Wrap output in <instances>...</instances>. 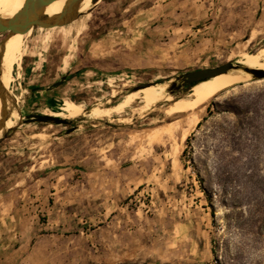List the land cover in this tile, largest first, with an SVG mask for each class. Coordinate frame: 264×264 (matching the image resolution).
Masks as SVG:
<instances>
[{"label":"rangeland","instance_id":"374dc122","mask_svg":"<svg viewBox=\"0 0 264 264\" xmlns=\"http://www.w3.org/2000/svg\"><path fill=\"white\" fill-rule=\"evenodd\" d=\"M25 41L8 89L21 120L0 133V264H264V79L214 97L199 127L165 112L188 101L186 73L247 68L264 48V0H100ZM158 85L148 109L22 122Z\"/></svg>","mask_w":264,"mask_h":264},{"label":"bare ground","instance_id":"6f19581e","mask_svg":"<svg viewBox=\"0 0 264 264\" xmlns=\"http://www.w3.org/2000/svg\"><path fill=\"white\" fill-rule=\"evenodd\" d=\"M25 2L26 0H0V16L6 19L16 16L22 10ZM62 3H64V1H56L52 3L46 9L45 15L53 16L59 14L60 13L59 5ZM91 7H92V0H85L80 7V13L82 14L87 13L91 9ZM32 30L13 36L9 44V47L4 55V63L1 71L2 73L1 81L6 90L9 89L10 83L15 78L14 67L19 65V62L23 58L24 51L27 45L25 39L30 35ZM249 59H251L252 62L249 63L248 65H242V66L247 67L249 69L264 70V48L256 55H250ZM240 64H243V62H240ZM258 66L262 67L263 69L258 68ZM247 76L249 75L242 70H232L227 74H223L215 78H212L206 82H202L198 84L199 86L196 85L197 87L194 86L195 88H192L190 90V93L185 97L188 99L187 102H181L180 101L181 99L177 101H172V103L170 104L171 107L168 108L167 111L165 110L164 111L168 113L169 115L168 118L178 114L191 113L192 121H190L188 125L191 126L193 124L196 126L198 124L199 113L207 106L209 101H211L214 97L226 91L227 89L242 84L247 79ZM154 87L156 88H149V89L145 88L146 90L145 91L143 90V92H136L133 95L131 94L127 96L125 98L124 103L117 104L115 108L113 105L110 108H104V109L93 108L88 112L86 110L85 105L78 108L76 105L68 101H65L58 108V110L61 111L60 113H58V115L56 113H51V112H47L43 115H47L55 118H62V119H74L83 116L85 113H87L89 117L95 119H101L106 117L110 118L115 113L130 109L132 105L137 101H141L142 104L141 109H148L165 98V95L160 93V91L164 89V85H158ZM112 93H114L115 96L116 91H112ZM165 100L171 101L172 99L168 97ZM14 101L16 102L15 104L16 108H11V105L8 103V108L6 110L8 113V120L4 125L3 131L13 128V126L16 125L19 120H21L20 112H19L20 110L18 105L19 101L16 97H14ZM0 110H1V103H0ZM134 111L136 113L139 112V110L137 109ZM124 120L126 121V119ZM184 135H185L184 132L182 131L178 132L179 138L184 137Z\"/></svg>","mask_w":264,"mask_h":264},{"label":"water","instance_id":"95a60500","mask_svg":"<svg viewBox=\"0 0 264 264\" xmlns=\"http://www.w3.org/2000/svg\"><path fill=\"white\" fill-rule=\"evenodd\" d=\"M56 1H64V5L59 14L53 16L45 15L46 9ZM85 0H26L22 10L14 17L3 18L0 16V34L6 33V37L0 43V133L3 131L4 125L8 120V103L11 108H16L14 97L10 95L8 90L2 84L1 77V67L2 60L4 57L5 46L9 38L25 33L34 28L43 29H53L66 27L77 21L84 14L80 13V7ZM100 0H92V6L97 4ZM238 66L226 63L220 67L203 69L188 72L184 75V82L187 87L191 90L194 86L206 82L217 76L227 74L232 70H238ZM243 70L254 76L256 79H264V71L258 69L243 68ZM63 81L58 82L53 85V87H58L62 85ZM175 84H172L173 88ZM147 87H136L133 89L132 93L143 90ZM172 93V89L169 90ZM23 124H53V125H67L69 123L68 119H59L47 115H29L25 119H22ZM13 129V128H12Z\"/></svg>","mask_w":264,"mask_h":264},{"label":"crops","instance_id":"0c3cea01","mask_svg":"<svg viewBox=\"0 0 264 264\" xmlns=\"http://www.w3.org/2000/svg\"><path fill=\"white\" fill-rule=\"evenodd\" d=\"M53 85H52L51 88L47 89L49 93L53 92L54 88H57V87H53ZM1 226L2 225H0V232H1ZM8 239L11 240V237L10 236L8 237L7 235H3L2 236L1 233H0V242L2 243V245L0 247V257H5V255H6V251H7V248H8V245H7Z\"/></svg>","mask_w":264,"mask_h":264},{"label":"trees","instance_id":"16d2710c","mask_svg":"<svg viewBox=\"0 0 264 264\" xmlns=\"http://www.w3.org/2000/svg\"><path fill=\"white\" fill-rule=\"evenodd\" d=\"M208 111H209V109H208ZM200 125H201V123H199L197 125V127H199ZM185 153H186V149L183 151V154H185ZM200 185H202L201 181H200ZM204 193H207V192L204 190ZM208 198H210L209 195H207V200H209ZM212 217H213V215H212Z\"/></svg>","mask_w":264,"mask_h":264}]
</instances>
